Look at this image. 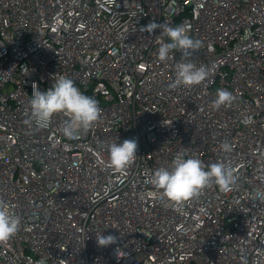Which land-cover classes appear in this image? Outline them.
I'll return each instance as SVG.
<instances>
[{"label":"built area","instance_id":"2783aa9c","mask_svg":"<svg viewBox=\"0 0 264 264\" xmlns=\"http://www.w3.org/2000/svg\"><path fill=\"white\" fill-rule=\"evenodd\" d=\"M152 23L202 42L204 82L170 87L181 53L158 59L169 39ZM58 76L102 110L76 139L62 115L25 123L33 84ZM221 89L235 100L216 109ZM133 138L126 172L106 168V145ZM178 153L225 163L236 185L161 199L150 176ZM0 198L21 218L0 264H264V0H0Z\"/></svg>","mask_w":264,"mask_h":264},{"label":"clouds","instance_id":"9594fccd","mask_svg":"<svg viewBox=\"0 0 264 264\" xmlns=\"http://www.w3.org/2000/svg\"><path fill=\"white\" fill-rule=\"evenodd\" d=\"M151 30L159 29L169 42L161 43L158 48V59L167 62L174 59V51L181 53L175 64V79L170 87H192L201 84L209 76V70L203 65L192 61L191 55L202 47L199 39L193 38L185 26L169 24L150 25ZM29 101L30 113L25 123L35 130L49 128L56 116L65 119L60 126L61 134L67 139H76L87 134L101 120L102 110L96 99L84 94L67 76H58L49 88L41 91L33 84ZM235 97L226 90H219L213 107L220 109L230 106ZM224 152H231V144L227 141L220 145ZM108 158L104 166L113 173L124 174L137 158L138 143L136 139H125L106 145ZM150 183L156 189L161 199H166L174 206L182 207L191 200L199 197L201 192L210 184L215 183L223 192H228L237 183L233 170L223 162L205 164L196 157H186L178 153L168 167H159L152 171ZM21 228V218L13 207L0 198V244L9 242ZM97 244L106 247L116 243L117 237L104 234L97 237ZM119 256V253H118Z\"/></svg>","mask_w":264,"mask_h":264}]
</instances>
